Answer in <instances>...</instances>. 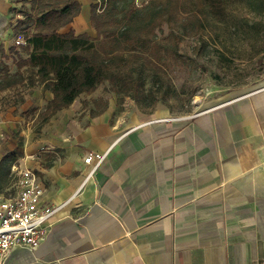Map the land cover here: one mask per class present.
Masks as SVG:
<instances>
[{
  "label": "crops",
  "instance_id": "crops-1",
  "mask_svg": "<svg viewBox=\"0 0 264 264\" xmlns=\"http://www.w3.org/2000/svg\"><path fill=\"white\" fill-rule=\"evenodd\" d=\"M20 5L0 0L6 51ZM89 16L82 5L61 32L92 36ZM83 112L72 104L11 149L18 169L38 173L43 204L67 205L38 248L16 247L3 264H264V80L191 117ZM89 153L106 158L86 180Z\"/></svg>",
  "mask_w": 264,
  "mask_h": 264
},
{
  "label": "rangeland",
  "instance_id": "rangeland-1",
  "mask_svg": "<svg viewBox=\"0 0 264 264\" xmlns=\"http://www.w3.org/2000/svg\"><path fill=\"white\" fill-rule=\"evenodd\" d=\"M79 1L85 6L96 2ZM149 2L151 0H135V6L144 9ZM20 3L16 11L23 14L29 5L25 0ZM157 7L168 11L167 21L153 34L163 49L146 52L136 48L122 52L118 65L110 64L111 68L119 67L120 75L98 84L91 93H82L73 103L77 111H84L76 118L94 117L105 107L114 108V119L191 117L262 84L264 0H219L218 3L162 0ZM190 9L197 13H183ZM20 16L18 21L24 19V15ZM86 21L92 28L90 16ZM91 33L95 38V30ZM14 59L13 56L3 60L11 74L17 72ZM28 76L25 72L26 80L22 84L0 92V110L9 121V128L0 132V160L11 149L22 146L29 128L36 133L46 124L41 123L40 113L53 94L42 84L31 86ZM154 98L158 100L152 105ZM34 103L39 106L30 105ZM11 160L6 164L10 166ZM8 168L0 166V194L3 196L13 195L16 190L15 178Z\"/></svg>",
  "mask_w": 264,
  "mask_h": 264
},
{
  "label": "trees",
  "instance_id": "trees-1",
  "mask_svg": "<svg viewBox=\"0 0 264 264\" xmlns=\"http://www.w3.org/2000/svg\"><path fill=\"white\" fill-rule=\"evenodd\" d=\"M161 2L151 0L144 9H138L135 0H96L90 5V23L96 32L93 38L87 33L76 34L72 28L61 32L80 15L79 0H25L29 9L22 14L24 19L16 22L13 31L17 37L23 36L27 44L14 45L8 51L0 44V92L22 84L27 72L31 86L42 84L53 94L40 113L41 123H47L58 112L69 108L82 93H91L98 84L120 75L119 67L111 68L110 64L118 65L125 50L163 49L153 35L156 28L167 21L168 11L157 7ZM183 13L197 11L190 9ZM19 51L27 57H22ZM13 56L17 66L15 74H11L3 61ZM157 100L154 98L151 104ZM9 159H12L10 166L6 164ZM16 160V153L9 152L1 158L0 166L9 167L13 176L11 169Z\"/></svg>",
  "mask_w": 264,
  "mask_h": 264
},
{
  "label": "built area",
  "instance_id": "built-area-1",
  "mask_svg": "<svg viewBox=\"0 0 264 264\" xmlns=\"http://www.w3.org/2000/svg\"><path fill=\"white\" fill-rule=\"evenodd\" d=\"M26 44L23 36L16 38L15 45ZM105 158L106 154L100 153L86 156L84 162L90 167L86 180L92 177ZM11 173L15 178V193L0 196V264L16 247L38 248L48 233L51 218L67 205L43 204L44 188L36 171L18 169L17 165H13Z\"/></svg>",
  "mask_w": 264,
  "mask_h": 264
}]
</instances>
